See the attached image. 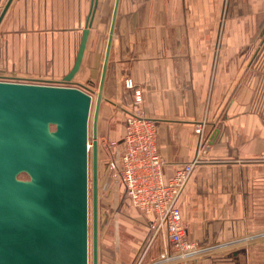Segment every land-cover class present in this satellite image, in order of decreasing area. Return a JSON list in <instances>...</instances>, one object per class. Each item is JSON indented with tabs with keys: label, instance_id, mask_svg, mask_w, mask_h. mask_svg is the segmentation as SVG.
<instances>
[{
	"label": "crops",
	"instance_id": "obj_1",
	"mask_svg": "<svg viewBox=\"0 0 264 264\" xmlns=\"http://www.w3.org/2000/svg\"><path fill=\"white\" fill-rule=\"evenodd\" d=\"M92 1L12 0L0 22V78L64 79L74 65ZM7 2L0 0V15ZM114 2L98 0L72 81L90 91L93 102ZM263 28L264 0L119 1L98 141L120 139L133 113L155 119L164 174L170 178L179 163L196 156L201 136L211 137L210 154L195 166L178 200L186 239L198 244L199 257L190 264H214L212 256L224 243L264 236V116L251 109L254 89L264 85V77L251 72ZM254 62H264V56ZM126 79H132V88ZM136 90L141 101L135 100ZM198 122L203 123L201 135L195 131ZM102 177L100 171L99 189ZM116 204L125 233L122 238L119 229L113 244L109 233L118 223L99 227L98 264H147L167 250L165 235L148 231L151 215H141L126 197ZM235 248L229 252L231 264H237V255L252 252L249 245Z\"/></svg>",
	"mask_w": 264,
	"mask_h": 264
},
{
	"label": "water",
	"instance_id": "obj_2",
	"mask_svg": "<svg viewBox=\"0 0 264 264\" xmlns=\"http://www.w3.org/2000/svg\"><path fill=\"white\" fill-rule=\"evenodd\" d=\"M119 1L114 2L95 102L80 86L0 79V264H98L99 221L109 220L99 219L98 118ZM97 2L92 1L66 82L80 69Z\"/></svg>",
	"mask_w": 264,
	"mask_h": 264
},
{
	"label": "built area",
	"instance_id": "obj_3",
	"mask_svg": "<svg viewBox=\"0 0 264 264\" xmlns=\"http://www.w3.org/2000/svg\"><path fill=\"white\" fill-rule=\"evenodd\" d=\"M126 86L133 87L132 79H126ZM135 94L136 100L141 101L140 91L136 90ZM195 131L202 132L200 124ZM158 133L155 119L141 113L127 116L123 136L110 143L109 168L113 170L114 179L122 185L130 204L152 216L147 221L148 231L153 235L163 233L167 239V250L147 264H179L183 257L195 255L198 251V244L186 239L179 196L195 166L200 163L201 155L208 151L210 142L202 136L196 157L179 163L174 174L166 178V160L158 149Z\"/></svg>",
	"mask_w": 264,
	"mask_h": 264
},
{
	"label": "rangeland",
	"instance_id": "obj_4",
	"mask_svg": "<svg viewBox=\"0 0 264 264\" xmlns=\"http://www.w3.org/2000/svg\"><path fill=\"white\" fill-rule=\"evenodd\" d=\"M256 38H257V44H256V47L254 48L255 50H254V53L252 55L253 63L251 64V72L255 75H258V76L260 75V76L264 77V62L259 63V64H256L254 62V61H256V59H259V56H264V28L260 31V33H258ZM260 72H262V73H260ZM25 81L26 82L27 81L28 82H49V80H36V81L25 80ZM72 81L66 82L64 79H61L58 81H51L49 83L74 85ZM96 84H97V82H96ZM125 84H126V80H125ZM94 86H96V85H94ZM135 100H136V98H135ZM251 109L255 113H258V114H261L264 116V85L260 89L259 88L254 89L253 98L251 101ZM202 122H198L196 124L195 129L197 128L198 124H200V126L202 128V132H203V125H202L203 123ZM199 134L201 135V133H199ZM206 138H208V140L210 142L209 143L210 147L206 153L201 155L200 162L202 161V159L204 157H206L210 154V150H211V146H212V139H211V137H209L207 135L203 136V139H206ZM90 140H91L90 142L92 143V131H91ZM111 141L108 140L107 142H101V143L98 141V151H99L98 152V172H99L98 173V179H99L100 171H101V174H103L102 178L104 179V182L101 184L100 189L98 186L99 219L101 218V216H103V217L109 216V220L107 223L106 222L100 223V221H99V227L102 225H106L109 222L115 223L114 227H116V224L118 223L119 218H121V213H119V211H120L119 207L115 206V205H118V204H116L117 202L120 204L123 203L124 199H125L122 185L114 179L113 170L109 168V160L112 156V147L110 144ZM200 147H201V144L199 143V148ZM199 148H198V150H199ZM92 151H93V148L91 146V148H90V177H89L90 258H91V260H92V231H93V179H92L93 178L92 177V175H93L92 159L93 158H92ZM100 153H101V157L99 156ZM197 153H198V151H197ZM20 177L21 178H27L28 176H27V174H21ZM136 210L139 211L141 215H146L143 212H141L140 210H138V209H136ZM146 221H148V219H146ZM120 226L118 223L117 228H114V230H113L112 229L113 224L111 225V229H110L109 234H110L111 242L113 244H114V240H115L114 238L116 237L115 233H117V231H119V229L121 231L120 235L122 238H123L122 233H125L123 231V229H121ZM146 226H147V222H146ZM136 227L140 230L141 234L145 232V229L143 226L138 225ZM259 227L260 226L253 227L252 230L254 233H252V234H255L256 233L255 231H257V228H259ZM262 230H264V229L262 228ZM104 231L107 232V230H104ZM263 239H264V236H262V237L260 236V238L254 237L250 241L245 240V242L242 241L241 243H238L235 245H229L228 243H224L223 248H219L217 251V252H219V254H215V256H212L214 264H231L232 263L231 260L234 257L229 255V252L232 250V247H234V248L236 247L235 249H237V250L241 249V251H243L244 247H246L247 245L250 246V248L252 249V252H250V254H247V255H246V252L242 255H239V256L237 255L236 263L237 264H240V263L241 264H264V242H259ZM219 244H221V243H219ZM112 250H111V252H113ZM198 257L199 256H197V255H192V256H189L187 258L183 257V263L188 262L190 264V263H192V261L195 260V258H198Z\"/></svg>",
	"mask_w": 264,
	"mask_h": 264
},
{
	"label": "bare ground",
	"instance_id": "obj_5",
	"mask_svg": "<svg viewBox=\"0 0 264 264\" xmlns=\"http://www.w3.org/2000/svg\"><path fill=\"white\" fill-rule=\"evenodd\" d=\"M91 141V140H90ZM89 146H92V143L91 142H89Z\"/></svg>",
	"mask_w": 264,
	"mask_h": 264
}]
</instances>
